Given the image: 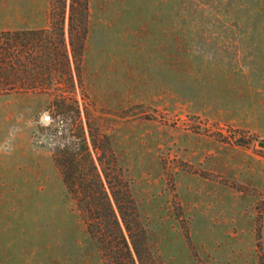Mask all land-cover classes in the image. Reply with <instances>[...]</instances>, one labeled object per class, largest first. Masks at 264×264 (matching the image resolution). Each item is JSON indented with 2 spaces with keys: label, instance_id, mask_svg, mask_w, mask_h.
Listing matches in <instances>:
<instances>
[{
  "label": "rangeland",
  "instance_id": "obj_1",
  "mask_svg": "<svg viewBox=\"0 0 264 264\" xmlns=\"http://www.w3.org/2000/svg\"><path fill=\"white\" fill-rule=\"evenodd\" d=\"M49 12L0 0V31ZM81 79L84 137L129 185L153 264H264V0H88ZM54 95H0V264H105L54 161L81 135Z\"/></svg>",
  "mask_w": 264,
  "mask_h": 264
},
{
  "label": "trees",
  "instance_id": "obj_2",
  "mask_svg": "<svg viewBox=\"0 0 264 264\" xmlns=\"http://www.w3.org/2000/svg\"><path fill=\"white\" fill-rule=\"evenodd\" d=\"M49 1L47 28L0 31V95L55 93L50 109L57 116L73 113L75 119L67 120L68 127L81 128L78 143L68 140L56 147L54 161L89 238L105 264H153L129 185L125 181L120 185L115 166L104 163L105 153L87 123L88 146L73 97L74 79L82 86L88 0H68V44L64 38L67 0Z\"/></svg>",
  "mask_w": 264,
  "mask_h": 264
},
{
  "label": "water",
  "instance_id": "obj_3",
  "mask_svg": "<svg viewBox=\"0 0 264 264\" xmlns=\"http://www.w3.org/2000/svg\"><path fill=\"white\" fill-rule=\"evenodd\" d=\"M47 117H44L43 120H45Z\"/></svg>",
  "mask_w": 264,
  "mask_h": 264
}]
</instances>
